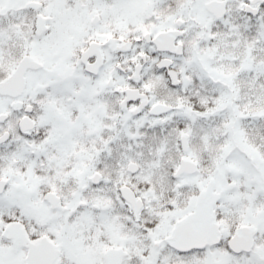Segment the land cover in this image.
Listing matches in <instances>:
<instances>
[{
  "label": "snow or ice",
  "instance_id": "obj_1",
  "mask_svg": "<svg viewBox=\"0 0 264 264\" xmlns=\"http://www.w3.org/2000/svg\"><path fill=\"white\" fill-rule=\"evenodd\" d=\"M0 264H264V0H0Z\"/></svg>",
  "mask_w": 264,
  "mask_h": 264
}]
</instances>
